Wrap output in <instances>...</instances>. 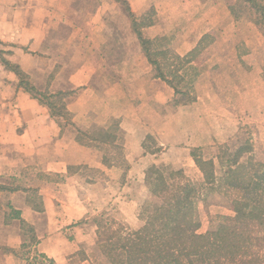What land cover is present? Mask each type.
Here are the masks:
<instances>
[{"label": "crops", "instance_id": "obj_1", "mask_svg": "<svg viewBox=\"0 0 264 264\" xmlns=\"http://www.w3.org/2000/svg\"><path fill=\"white\" fill-rule=\"evenodd\" d=\"M126 1L135 14L153 8L154 24L142 29L144 37L168 38L172 49L182 57L200 47L207 36H214L198 56L199 66L213 60L214 47L222 49V65L218 70L208 66L202 70L194 84L195 100L186 104H177L175 90L152 74L154 69L128 14L122 16L123 24L119 28L131 45L115 71L108 67L98 46L94 45L106 28L108 14L99 17L94 27L90 24L94 30L90 31V53L74 65L69 61L60 62L62 68L54 81L61 84L60 88L73 91L66 101L68 110L76 115L75 120L81 114L85 113L86 117L90 114V126L108 127L119 123L126 168L132 178L129 183L134 184L133 179L137 177L141 189V185H146V174L134 175L135 171H146L150 165L167 161L168 165L186 171L199 170L192 152L207 153L210 149L215 157H204V160L216 161L221 146L239 130L240 117L264 124V60L260 56L262 42L259 38L258 43L252 41L257 37L261 40L258 27L235 17L226 0ZM245 29L251 36L244 33ZM45 40L46 35L34 33L28 52L16 51L14 57L23 70L40 73L31 60L44 58L36 53L46 48ZM229 57L236 60L227 61ZM55 66L49 65L48 72ZM19 95L20 101L13 105L18 108L20 122L13 123L12 114L0 119V264H28V258L23 257L26 233L22 221L34 230L37 240L33 253L28 255H41L62 264L76 256L85 241L93 240L95 235L92 228L90 237L88 234L82 237L92 224L88 216L90 194L81 188L83 182L89 186L92 182L82 181L80 168L100 173L101 178L95 182L102 197L110 191L112 178L116 181L113 183H119L120 192L126 191L121 180L124 169L121 163L106 164L100 149L77 142L75 128L61 129L48 109L38 101L27 100L22 92ZM226 95L230 97L229 102H225ZM86 117L78 120L79 126L85 124ZM150 140L156 148L149 144ZM29 164L43 174L59 177L56 181L41 182L35 196L42 201L41 210L34 208L30 185L12 187L22 167L27 168ZM201 176V172H195L193 178ZM121 199L124 206L118 207L121 210L118 219L132 228L137 227L133 214L123 213L127 201L133 204L141 198L120 194ZM82 219H85L83 225L74 226ZM47 227L55 231L46 235Z\"/></svg>", "mask_w": 264, "mask_h": 264}, {"label": "rangeland", "instance_id": "obj_2", "mask_svg": "<svg viewBox=\"0 0 264 264\" xmlns=\"http://www.w3.org/2000/svg\"><path fill=\"white\" fill-rule=\"evenodd\" d=\"M230 1L234 5L236 12V15L234 16L240 21L253 22L258 15L257 11H254L250 5H246L242 0ZM124 2L128 3L126 0H0V58H5L20 66V64H18V60L14 57V55H16V51L25 50L28 52L30 41L32 40L34 33L46 35V48H44L42 52L38 51L36 53L40 57L44 56V58L36 57V62L31 60L32 64L36 68L40 69V73L22 70L30 75L32 83L36 85L38 90L41 92H44L48 85L52 92L71 91L69 88H60L61 84L54 81L56 75L62 68V64H60V62L64 63L69 61L71 65H74V63L78 62L81 57L90 53V31L92 30V32H94L90 24H92L94 27L97 19L102 17L103 14L109 15L108 19L106 18L105 20L106 28L104 29V32H102L98 37V40L94 42V45L98 46L99 51L104 56L108 67H110L112 71L116 70V67L119 65L121 60L125 58V54L127 55L128 48L130 47L131 43L129 40H127V37L124 35V33H122L119 27L123 24L122 16H126L128 14V20L130 19L131 23L132 17H130L128 10L126 9L127 6ZM226 2H228V0H226ZM256 3L264 5V0H257ZM152 9L153 8H150L145 12L136 13V22L139 24L144 23L145 20L140 17H142V14H145ZM257 32L261 35V40L260 37H257L252 38V41L258 43L259 38V41L262 42L260 56L264 60V35L259 28ZM244 33L251 36V32L246 29L244 30ZM258 33H255V35L258 36ZM211 38H214V36H211ZM210 39H208L207 44L210 42ZM167 43L170 44V46L172 44L168 38H166L164 44L166 45ZM10 51H12L11 55L9 54ZM48 53L50 56L47 55ZM221 53V47H214V49H212L211 55H214L213 60L209 61V63L202 62L200 66L197 64V67L201 72L207 66L213 68L215 67L218 70L222 65L220 56ZM231 58L232 60H236L234 57H229L227 61H229ZM41 59H43V62H40ZM49 65H56L52 72H48L47 70ZM20 67L22 68V66ZM191 73L193 72L191 71ZM191 73H189L190 76L186 78L187 80L185 82L178 84L179 89H185V86L188 85L189 87L192 86L194 90V84L197 78ZM152 74L154 75L155 73L153 72ZM218 85L220 84L218 83ZM20 92L27 95V100L33 99L34 101H38L40 105L44 106L50 111L48 106L42 104L38 99L33 98L30 93L19 86L18 77L13 72L7 70L5 65L0 60V119L2 117L5 118L6 115L9 116L12 114L13 116L11 121L13 123L14 120L16 122H20V115L16 111L18 108L13 105L15 101H17V104L18 101H20L18 98ZM191 96H194V92H191ZM225 98V102H229L230 97L226 95ZM179 99L181 98L176 97V101ZM43 101H46L47 103L48 100L44 99ZM49 101L55 103V112L59 113L60 104L63 100H57L54 98L50 99ZM65 101H67V99ZM50 115L52 116L51 111ZM75 116L76 115L74 114H72L70 117L54 115L52 118L56 120L61 129L64 130L66 127L75 128L77 134L79 130L90 132L97 129L96 125L90 126V114L87 117L85 113L81 114L80 116H77V120H75ZM84 117H86L84 122L85 124H82L83 126L80 124V127L78 124L81 122L78 120H81ZM4 123L8 122L6 121ZM239 123V130H237L236 134H234V136L222 146L229 145L230 151L233 153L239 147L245 145L247 141H250V143H252L253 150L250 153L245 154L241 158V161H247L250 156H253L256 161H264V124L255 120L247 119L245 117H240ZM18 131L21 132L22 128H20ZM149 144L153 145V148L157 147L156 144L154 145V141L152 140H150ZM212 147L216 148V146ZM100 151L106 157H113L115 162L122 164V169H124V172L121 180L123 183L125 182L124 186L126 187V191L120 192L118 185L119 183H113L116 181L112 178L113 182L111 183L110 191L107 192L104 197H102L103 193L98 188V183L95 182V179L101 178L100 173L94 169H89L86 167L80 168V172L83 176L82 181L90 179L92 182L90 183V186L83 182L81 188L84 193L89 192L90 194L87 197L90 198V212L88 216L90 217V223L92 224L91 227L89 226L87 230H85L88 231V233H82V237H87V234L90 237L92 228H94L95 235L93 240L91 239L85 241V244L82 245L78 255L70 257V259L64 261L62 264H108L106 260L102 258L99 259V253L96 249L97 231L95 224H105L106 222H110V224L115 228L124 226L130 231H137L144 225V221L141 218L142 213L145 212L147 214L148 211H145L147 207L151 208V206L160 202V199L155 197L150 192L147 183L145 187L141 185V189L138 186L137 177L133 179L134 184L129 183L132 181V178H130V171H128V168H126L128 163L123 162L125 159L123 158V160L121 156L117 155V150L113 149L112 147L105 146L104 148H100ZM220 152L221 150H219L217 153V157ZM192 153H194V151ZM213 153L214 151L212 152L210 149L207 150V153L197 151L199 158L203 160L204 157L209 158L210 156H213ZM214 162L216 164V174L221 176L223 171L220 167L218 158ZM156 165L158 167L165 166L171 170L181 171L189 180L203 185V174L199 179L193 178L195 172H197V174L201 172L199 167V170L194 168L192 171H186L184 169H179L177 167L168 165V161L159 162ZM29 166L27 168L26 166L22 167V171L20 174H18V178H16L17 180L13 182L12 187L22 188L25 184L30 185L32 189V201L33 203H36L37 206H39L40 200L35 196L41 182H43V180L56 181L59 179V177L56 175L43 174L39 172L38 169H33V165L29 164ZM151 166L152 165H150L148 168ZM135 172L136 173L134 175L141 174L142 176L143 173L146 174V171H143L142 169L141 171L139 170ZM189 175H191V177ZM120 194L121 196H127L128 198L131 196H134L135 198H141V200L137 199L138 202L133 204L127 201L125 204L126 207L124 208V213L122 212L124 215L133 214V219H137L138 222L137 227L135 228L128 226L125 222L118 219L120 216L117 214L121 212V210H118V207L124 206L123 200L121 199L120 201ZM237 195V191H226L224 188H216V190L213 191H210L208 187L201 188L197 202L198 221L200 223L198 233L205 234L208 231L213 230L219 225L223 217H233L235 214L231 210L230 201ZM84 222L85 219L79 220L76 224H74V226L79 228L84 224ZM30 230V226L24 228L26 240L24 244L25 246L23 247L24 256H22L24 258H28V264H50L51 260L49 258L41 255H28L33 253V248L35 247L34 244L36 243V241L33 242L31 240ZM54 231L55 230L51 229V227H47L46 235L52 234ZM262 253H264V250H262ZM83 258L88 259L83 261Z\"/></svg>", "mask_w": 264, "mask_h": 264}, {"label": "trees", "instance_id": "obj_3", "mask_svg": "<svg viewBox=\"0 0 264 264\" xmlns=\"http://www.w3.org/2000/svg\"><path fill=\"white\" fill-rule=\"evenodd\" d=\"M242 1L258 12L253 23L264 35V5L256 3L257 0ZM124 3L132 17L133 30L154 69L156 78L165 81L175 90L176 97L181 98L177 100V104L194 101L195 96H191L193 87L186 85L185 89H179L178 84L185 82L191 71L196 78L200 75L201 71L196 63L210 37L204 38L200 47L182 57L175 53L170 44H164L166 38L144 37L142 29L154 24V9L142 14L140 18L145 22L139 24L129 4ZM227 4L232 14L236 15L232 2L228 0ZM9 54L11 55L12 51ZM0 60L7 70L18 77L21 88L49 107L52 116H72L65 100L73 91L52 92L48 85L47 89L41 92L32 83L30 75L19 65L5 58ZM54 98L63 100L59 113L55 112V103L49 101ZM44 99L48 100L47 103ZM77 142L98 149L112 147L118 151L117 155L124 158L118 122L108 127H97L90 132L79 130ZM220 150L217 158L223 171L221 176L216 174L214 160L199 158L197 150L192 153L203 174V185L189 180L183 172L165 166L152 165L148 168L147 186L160 202L151 208L147 207V214L142 213L144 225L137 231H130L124 226L115 228L110 222L97 223L96 249L99 259L106 260L108 264H264V161H256L253 156L245 162L241 161L245 154L253 150L250 141L233 153L229 145L222 146ZM104 162L110 166L117 163L113 157L108 158L105 155ZM204 187H208L210 191L216 188L237 191L238 195L230 201L231 210L235 215L223 217L213 230L199 234L197 202L199 192ZM39 202V206L32 202L36 210L42 209V201ZM22 225L24 228L28 226L24 221ZM30 229L31 240L35 242L37 240L34 230L31 227ZM87 259L83 258V261ZM50 264L56 263L51 260Z\"/></svg>", "mask_w": 264, "mask_h": 264}]
</instances>
